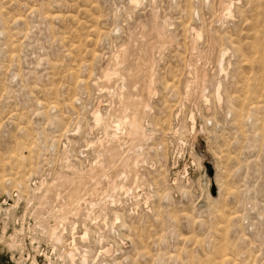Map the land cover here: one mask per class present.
Here are the masks:
<instances>
[{"label": "rangeland", "instance_id": "obj_1", "mask_svg": "<svg viewBox=\"0 0 264 264\" xmlns=\"http://www.w3.org/2000/svg\"><path fill=\"white\" fill-rule=\"evenodd\" d=\"M0 264H264V0H0Z\"/></svg>", "mask_w": 264, "mask_h": 264}, {"label": "bare ground", "instance_id": "obj_2", "mask_svg": "<svg viewBox=\"0 0 264 264\" xmlns=\"http://www.w3.org/2000/svg\"><path fill=\"white\" fill-rule=\"evenodd\" d=\"M135 1V0H134ZM225 7V6H224ZM227 8V7H226ZM229 10V9H228ZM229 12H230V10H229ZM202 72V71H201ZM114 75H116L117 76V70H114V71H110V70H107L106 71V73H105V77H106V79H108V80H110L111 79V77H113ZM206 75H204V77H205ZM200 78V77H199ZM203 79V78H202ZM200 81V80H199ZM152 82H153V79H152V77H150V80H149V83H148V85H147V87L146 88H144V90H146V92H148V94H150L151 93V89H152V87H151V84H152ZM144 90H143V92H144ZM221 90V89H220ZM190 94H191V89H189V86L187 87V89H186V95L187 96H190ZM202 96H204V95H202ZM125 108H128V101L127 102H125ZM140 108H138L137 109V111L139 110ZM94 116H95V118H96V120H98V121H100L101 119H102V117H101V115H100V113L98 112V111H96L95 113H94ZM193 119V118H192ZM132 121H133V123L131 124V129L130 130H125L126 131V133L128 134V138H132V137H134V135H137L138 133L139 134H143V135H146V131L147 130H144L143 128H141L140 126H138V123H137V121H138V114H137V112L133 115V117H132ZM126 125H127V123H126ZM120 126V125H119ZM127 128V127H126ZM123 135H125L124 133H122ZM126 134V135H127ZM148 134V133H147ZM147 136V135H146ZM118 135H114L113 136V138H112V140L114 141V142H116V143H120V141H121V139L119 140L118 139ZM103 144V143H102ZM103 146V145H102ZM123 159V158H122ZM124 164L126 165L127 164V162L126 161H124ZM123 165V164H122ZM126 169V168H125ZM127 170H125L124 171V173H125V175H127ZM124 175V174H123ZM126 177V176H125ZM113 184H116V182L114 181L113 182ZM116 186V185H115ZM37 190H39V189H36L35 191H37ZM110 194V193H109ZM77 199H80L79 201H78V204H81L80 203V201H83L84 203H87L88 201H87V199H84L83 200V198L81 197H77ZM107 202H111V203H113V204H116V202H119V201H116L112 196H109L108 197V199H107ZM88 205H89V208H88V213H86V217L87 218H89V217H91L92 215H97L98 216V212H97V209H96V206L92 203V202H89V203H87ZM99 205V204H98ZM106 205V204H105ZM104 205V206H105ZM99 209V208H98ZM64 210H66V209H64ZM119 215V214H118ZM90 219V218H89ZM120 219V217L119 216H117V220H119ZM68 220V217H63V218H61V220L60 221H62L63 223L64 222H66ZM86 222H85V224H84V227H86ZM56 230H57V227H54L53 229H52V236H53V238H55V241L56 242H61L62 240H63V235L62 234H58L57 232H56ZM87 236V232L85 233V235H84V237H83V239L85 238ZM74 238V237H73ZM225 238V237H224ZM71 246V245H70ZM72 247H75V246H72ZM71 249V248H70ZM77 249V248H76ZM73 251H75V250H69L68 252H67V254L66 255H68L70 258L72 257V259H73V256H75L74 254H73ZM230 259V258H229ZM35 260V259H34ZM230 261V260H229ZM34 263V262H33ZM49 263H50V261H49Z\"/></svg>", "mask_w": 264, "mask_h": 264}]
</instances>
